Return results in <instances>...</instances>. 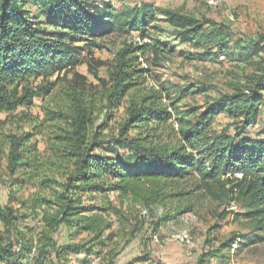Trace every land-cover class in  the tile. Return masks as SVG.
<instances>
[{
	"label": "trees",
	"instance_id": "1",
	"mask_svg": "<svg viewBox=\"0 0 264 264\" xmlns=\"http://www.w3.org/2000/svg\"><path fill=\"white\" fill-rule=\"evenodd\" d=\"M163 13L179 30L177 35L183 43L191 42L200 48L201 41L210 38L204 26L193 19L169 11ZM157 14L147 3L115 14L110 4L99 7L97 0H0V113L29 106L35 97H49L57 87L55 82H48L33 92L21 85L24 80L70 71L81 63L79 50L99 48L96 40L114 31L143 33ZM208 24L216 27L215 23ZM216 33L213 37H221L222 41L216 44L219 53L239 57L254 68L255 74L249 78L248 89L221 95L200 112L188 129L184 128L189 123L182 116L184 112L179 111L163 88V92L150 91L138 96L137 103L131 102L118 133L104 139V124L100 126L91 118L96 98L88 97L84 79L79 75V82L67 92L63 106L46 116L47 124L61 125L52 137L54 143L48 146L49 155L41 154L38 144L32 143L34 135H39L35 125L33 133L6 137L0 124V146L8 149L10 192L20 206L15 209L0 204V223L4 227L0 244L5 243L0 262L14 259L16 253L23 251H34L40 264L67 261L68 256L80 253L89 255L91 249L84 245L58 246L55 238L62 226L73 228L76 233L92 234L96 240L111 228L110 222L94 212L95 207L84 204L83 195L92 198L96 193L113 191L120 197L137 196L143 184L150 185L151 193L157 195L162 183L170 186L195 182L199 184L196 189H204L217 200L231 198L242 202L245 211L240 215L257 233L264 234V139L257 140L251 134L259 117L264 116V37L230 46L221 30L216 29ZM159 49L154 44H143L130 52L156 53ZM130 52L122 54L110 74L111 89L103 94L107 109L121 106L122 96L135 85L133 77L144 70L132 64L137 56L127 57ZM210 55L197 54L208 59ZM202 90L209 92L206 87ZM187 93L183 89L180 95ZM195 112L190 110L188 114ZM220 116L231 124L217 134L211 129V121ZM173 122L179 128V138L168 145L165 138L172 135ZM130 132L135 134L129 135ZM259 133L264 135V127ZM27 189L36 193L18 200L15 194ZM24 209L36 214L39 228L24 225ZM189 211L191 206H186L180 213ZM109 212L118 214L112 207ZM20 226L36 235H27ZM256 237V242L264 241L262 234ZM81 263L85 264L84 260ZM128 264L151 262L146 257Z\"/></svg>",
	"mask_w": 264,
	"mask_h": 264
},
{
	"label": "rangeland",
	"instance_id": "2",
	"mask_svg": "<svg viewBox=\"0 0 264 264\" xmlns=\"http://www.w3.org/2000/svg\"><path fill=\"white\" fill-rule=\"evenodd\" d=\"M97 1L99 7L110 4L115 14L146 3L158 14L143 33L114 31L96 40L99 48L79 50L81 63L70 71L68 69L67 72L48 77L24 80L21 85L33 92L39 91L48 82H55L57 87L49 97H35L29 106H20L9 114L0 113L2 135L7 137L15 133H33L32 126L35 125L39 135H34L32 143L38 144L41 154L49 155L48 146L54 143L52 137L59 132L58 127L61 125L47 124L46 116L56 112L67 101V92L73 90L75 83L79 82L76 75L83 77L88 97L96 98L91 118L100 126L104 124L105 128L101 130L104 139L118 133L126 108L133 101L137 103L138 96L147 92H163L165 88L179 111L184 112L183 118L189 121L184 128L188 129L200 112L221 95H230L251 86L248 81L255 74L254 68L239 57L231 58L229 52L220 54L216 44L222 42L221 37L213 36L217 34L216 29L221 30L224 40L230 41V46L237 41L246 44L264 37V0ZM164 11L191 18L203 25L210 33V38L213 37L212 41L210 38L202 40L200 48L191 42L183 43L177 35L179 30L165 19ZM208 22L215 23L216 27H210ZM143 44H154L160 49L156 53L130 52ZM77 46L82 47L83 44ZM125 52H130L127 57L137 56L132 64L144 70L133 77L135 85L122 96L121 106L107 109V100L103 94L110 91V74ZM202 52L211 53V58L197 56ZM205 87L208 93L202 90ZM183 89L188 90L186 96L180 95ZM190 110H196L195 114H188ZM229 124V119L220 116L211 121V129L219 134L226 131ZM171 126L172 135L165 138L168 145L179 138L176 122ZM263 127L262 114L251 129V134L257 140L264 139L263 133H259ZM7 156L8 149H1L0 146V204L18 209L20 206L10 192L12 179L7 171ZM57 178H60L59 175ZM196 186L199 184L195 182L173 183L170 186L162 183V189L157 195L151 193V186L147 184L142 185L137 196L120 197L113 191L105 195L96 193L94 198L84 194V204L95 207L94 212L110 222L111 228L96 240L92 234L76 233L75 229L62 226L55 235L58 246L84 245L91 249V253L87 256L83 253L68 256L67 261L56 263L53 260L52 263L82 264L84 260L85 264H128L139 263L148 257L151 264H264V241L256 242V236L264 234L257 233L253 225L240 215L245 211L243 203L231 198L217 200L204 189H196ZM35 193V190L27 189L15 196L21 200ZM186 206H191V211L180 213ZM111 207L118 212L117 215L109 212ZM22 213L27 215L25 226L39 228L35 213L26 209ZM3 228L0 223V233ZM20 230L27 232V235L30 232L29 235H36V232L25 230L23 226H20ZM245 237L248 239L245 240ZM229 243L231 245L226 248ZM4 246L5 243L0 244V250ZM35 256L34 251L31 254L23 251L16 253L14 259L3 260L0 264H40Z\"/></svg>",
	"mask_w": 264,
	"mask_h": 264
}]
</instances>
